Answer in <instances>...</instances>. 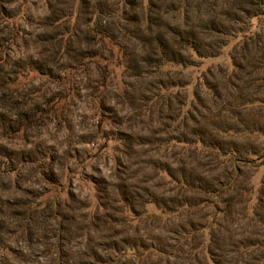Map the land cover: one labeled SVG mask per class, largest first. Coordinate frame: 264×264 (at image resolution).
I'll use <instances>...</instances> for the list:
<instances>
[{
  "label": "rangeland",
  "instance_id": "rangeland-1",
  "mask_svg": "<svg viewBox=\"0 0 264 264\" xmlns=\"http://www.w3.org/2000/svg\"><path fill=\"white\" fill-rule=\"evenodd\" d=\"M210 8L0 0V264H131L177 242L158 264H211L208 240L219 264H264V35L251 106L238 40L215 31L238 24Z\"/></svg>",
  "mask_w": 264,
  "mask_h": 264
},
{
  "label": "trees",
  "instance_id": "trees-1",
  "mask_svg": "<svg viewBox=\"0 0 264 264\" xmlns=\"http://www.w3.org/2000/svg\"><path fill=\"white\" fill-rule=\"evenodd\" d=\"M210 10L213 12L209 14L208 16L211 20V24L215 23L216 21L221 20L220 16H223L224 18L226 16L232 17V22H236L238 24V27L232 31L230 34H226L225 32H222L220 30H215L217 33H219L220 36H227L229 37L228 43L230 40H238L237 42V48L241 54V59L243 60L242 63L238 65L232 64L235 67H238L239 70L244 71V84L245 86L242 88V91H240V98L244 99L243 103H246L247 105L253 106L254 104L258 103V99L254 96V93H245L244 89H250L253 82L258 81V79L253 78V70L256 68V65L254 63V60L252 58H249V54L251 52V47L259 43V37L261 35H264V28L263 29H257L255 26V22L257 20L264 21V0H210ZM219 11L217 12V10ZM264 24V23H263ZM226 45V43H225ZM264 46V44H263ZM197 51V57L199 59L204 58H210L213 57L216 54H203L201 52ZM219 55V54H217ZM248 57V59H247ZM264 63V60H263ZM99 71L101 73V80L100 83L103 84L105 81V78L107 76V69L105 65H99L98 66ZM203 82L206 78V74H202L199 76ZM238 97V95H237ZM222 110V109H220ZM97 123H100V119H98ZM29 124L27 120L22 121L17 125L15 130H18L20 126H24ZM184 142V141H183ZM190 143L196 145L199 148H208L211 151H214L217 156H220L222 158H229L232 162L235 160L234 152L230 150H222L219 149L216 146H213L208 143H204L201 138H196L195 140L191 141ZM231 182V179L229 180ZM177 183L181 187H192V184L189 182H186L185 180H177ZM220 190V188H219ZM205 228V227H203ZM185 234V233H184ZM248 246H257V243H250ZM180 247V244L178 242L176 245H173L171 247V250L169 252H166L160 248H158L155 245H147L146 248L140 250L139 252H134L132 258L129 260L131 264H139L144 257H147L149 255L154 256V260L151 262V264H158L157 260H159L160 256L168 255L169 253L174 254V251L178 250ZM195 246H191L190 249H195ZM129 247H126L125 250H128ZM248 249V247L246 248ZM194 252V251H190ZM205 253L208 254L209 257H207L208 260L211 262V264H219L220 261L213 256L212 251L209 249V240L207 242V246L205 249ZM141 260V261H140ZM120 264H126V262H120ZM207 264V263H206Z\"/></svg>",
  "mask_w": 264,
  "mask_h": 264
}]
</instances>
